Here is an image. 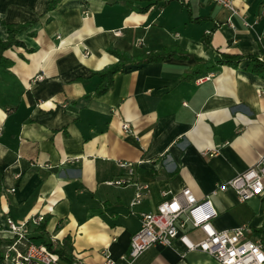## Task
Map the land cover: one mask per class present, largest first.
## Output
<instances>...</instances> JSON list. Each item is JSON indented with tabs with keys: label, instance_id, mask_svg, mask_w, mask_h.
I'll return each instance as SVG.
<instances>
[{
	"label": "crops",
	"instance_id": "1",
	"mask_svg": "<svg viewBox=\"0 0 264 264\" xmlns=\"http://www.w3.org/2000/svg\"><path fill=\"white\" fill-rule=\"evenodd\" d=\"M233 2L237 14L211 0L145 1L143 12L126 0H62L51 11L48 0H0V20L34 21L0 61V239L11 238L8 218L42 214L81 264H103L105 253L126 264L142 214L190 188L211 201L217 229L249 224L247 237L264 245V195L242 203L220 188L264 153V77L248 61L218 64L216 52L264 59V0ZM171 47L176 56L127 65L95 95L94 73L118 62L110 49L141 57ZM131 169L130 184H109ZM183 252L156 244L133 264H216Z\"/></svg>",
	"mask_w": 264,
	"mask_h": 264
},
{
	"label": "built area",
	"instance_id": "2",
	"mask_svg": "<svg viewBox=\"0 0 264 264\" xmlns=\"http://www.w3.org/2000/svg\"><path fill=\"white\" fill-rule=\"evenodd\" d=\"M211 1L233 14L238 13L233 0ZM38 78L41 79L42 76ZM122 128L127 132L130 125L123 124ZM121 165L126 166L125 163ZM132 175L131 169L129 178L111 181L109 184H130ZM220 188L233 189L238 201L242 203L263 196L264 153L258 162L237 174L232 180L222 183ZM141 197L142 192L138 188L132 204L139 202ZM216 216L217 211L210 200L198 199L190 188H183L178 193L168 195L154 210L142 214L140 228L132 235L128 253L122 255L121 259L126 264H133L139 255L153 245L173 247L175 242H179L184 247L183 255L199 251L209 255L216 264H264L263 243L247 237L250 225L241 224L232 229L220 230L213 224ZM44 221L45 216L42 214L19 223L11 218L6 220L12 242L5 246V264H67L44 243L32 239L35 233L30 230L29 224L40 226ZM194 230H200L203 236L201 238L191 236V231ZM50 241L53 244L57 242L53 236L50 237ZM68 264L81 262L72 257ZM103 264L116 262L109 253H105Z\"/></svg>",
	"mask_w": 264,
	"mask_h": 264
},
{
	"label": "trees",
	"instance_id": "3",
	"mask_svg": "<svg viewBox=\"0 0 264 264\" xmlns=\"http://www.w3.org/2000/svg\"><path fill=\"white\" fill-rule=\"evenodd\" d=\"M61 1L62 0H48L47 11L54 10ZM145 1L152 3L155 0H126V4L132 9L143 12L148 9V6L141 8L138 5L139 3ZM1 24L5 25L6 27L7 38L5 40H2L0 38V61L6 62L3 56L4 52L12 47L24 45L23 42L17 38V35L25 30L30 29L34 25V21L23 24H9L0 20V25ZM109 51L118 58V62L100 72L94 73V75H97L99 77V84L95 91V95L98 97L103 96L108 91V88L113 85L114 76L118 72L124 70L127 65L163 61L164 59L176 56L179 52V49L176 47L164 48L160 52L151 53L141 57L131 56L127 53H122L114 49H110ZM216 52L218 55V64L237 66L242 61H248V68L254 73L264 77V59H262L257 54L245 56L242 54H231L221 50H217ZM2 191L3 188L0 185V194ZM46 223L47 220L37 228V234L32 236V239L37 242L44 243L50 250L57 253L64 262H66L67 264L70 263L72 260V246L70 244V240H64L62 244L51 243L50 237L46 231ZM11 242V239H0V264H5V246L9 245Z\"/></svg>",
	"mask_w": 264,
	"mask_h": 264
}]
</instances>
